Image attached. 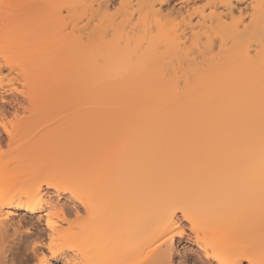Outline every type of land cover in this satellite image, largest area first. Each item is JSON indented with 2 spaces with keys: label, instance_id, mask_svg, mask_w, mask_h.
Wrapping results in <instances>:
<instances>
[{
  "label": "bare ground",
  "instance_id": "1",
  "mask_svg": "<svg viewBox=\"0 0 264 264\" xmlns=\"http://www.w3.org/2000/svg\"><path fill=\"white\" fill-rule=\"evenodd\" d=\"M168 1L2 0L28 10L9 41L37 46V87L0 80V147L27 125L6 103L17 117L28 101L29 121L50 118L32 148L59 152L43 175L0 153L6 259L264 264V0ZM20 210L46 231L10 223Z\"/></svg>",
  "mask_w": 264,
  "mask_h": 264
},
{
  "label": "rangeland",
  "instance_id": "2",
  "mask_svg": "<svg viewBox=\"0 0 264 264\" xmlns=\"http://www.w3.org/2000/svg\"><path fill=\"white\" fill-rule=\"evenodd\" d=\"M117 2L118 0H111L112 6L115 5L116 7ZM1 3H2V0H0V4ZM6 4L0 5V80H2V83L5 84L6 87L8 86L9 88L10 86L14 87L16 89L15 93L19 97L23 98L28 95L32 96L36 90L37 82H33L30 79V77L33 76L32 69L34 66L32 65L29 67L30 64L28 63L29 62L28 57H30L29 60H31L32 54L35 53V50L32 48V46L36 48L37 46L35 44H27L28 43L27 40H23V42L20 44H13L12 41H9L10 36L13 37L14 39L15 37L23 36L22 33L15 35V31L13 30V28L15 27V23L17 21H19L21 24L22 17H24L23 22L25 21V19L27 18L28 10L25 6L7 7ZM193 4H194V0H191L187 3H182V0H170L165 4L164 8L169 9V6H170L172 8L174 7L175 9L181 8L185 10L186 8L192 7ZM14 14H15V18H14ZM7 40L11 42L12 44H10ZM26 69L28 70V73ZM8 91L7 89L2 90V88H0V99L3 96V94L4 95L6 94V96L8 95L7 96V99H8L10 97L9 96L10 92ZM8 100L10 101V99ZM1 101L2 100H0V102ZM31 104H28V101H25L24 104H22V106L18 108L19 114L16 117V111H14L12 106L10 107V105L6 103L7 105L6 108L8 109V112L6 114L4 121H6L7 125L9 127H12L14 125L20 124L21 122L27 125L23 127L24 132H22L18 136H15L12 139V143L10 144V146L3 144V146L0 147V153L3 152V155H6L7 157L10 156V157L19 158V159L30 158L33 163L37 161L38 159L40 170L38 171L37 174L43 175L46 173V170L48 168L55 165L54 162L56 161V154L58 156L59 152H57L58 150L56 151V149H52V148H56L55 147L56 144H54V146H52L53 144H50V146H45V149L43 148L45 152L43 149L41 150V152H36V150L32 148V143H33L32 138L38 133V129H39L38 125L41 124L42 122H45V120H48L50 118L46 119L42 117H36L37 118L36 122L32 123V121H29L30 117H32L31 115L32 109L34 108V106H32ZM46 147L48 148L46 149ZM48 149H51V150H48ZM39 150L40 149H38L37 151ZM53 154H55V156ZM23 215H24V211L20 210L16 214L12 215L13 219L10 221V223H14L15 227L20 226V228H25V230L26 228L31 229L30 231L24 230L25 231L24 234L34 235L37 232L39 233V232L46 231L45 220L44 219L38 220V214H36V216L33 219H31L30 217H27V219L21 218V216ZM12 230L13 229H10V233H12ZM181 247L182 246H180V249ZM45 252L47 253L48 258H49L47 249ZM179 253L184 254L182 250H179ZM35 259L36 258H34L31 261V264L38 263L36 261L38 259L36 260ZM51 261H52V264H62L60 260L51 259Z\"/></svg>",
  "mask_w": 264,
  "mask_h": 264
},
{
  "label": "snow or ice",
  "instance_id": "3",
  "mask_svg": "<svg viewBox=\"0 0 264 264\" xmlns=\"http://www.w3.org/2000/svg\"><path fill=\"white\" fill-rule=\"evenodd\" d=\"M51 221H49V227H51ZM25 231H30V229H26ZM184 235V232L181 230L179 232H175L173 237H170V239L178 238ZM6 239H15L14 235H9L6 237ZM35 248V245L32 246V248L29 249V251H32V249ZM0 252L3 253V255H0V264H22L21 261L13 260V259H6L7 251H6V245L3 248H0ZM47 256L42 257V261L47 262ZM40 264V262H38ZM161 264H185V262L181 259V253H178L175 249L172 250V253L165 257L164 260L161 261Z\"/></svg>",
  "mask_w": 264,
  "mask_h": 264
}]
</instances>
